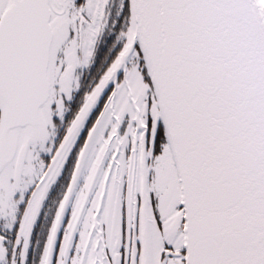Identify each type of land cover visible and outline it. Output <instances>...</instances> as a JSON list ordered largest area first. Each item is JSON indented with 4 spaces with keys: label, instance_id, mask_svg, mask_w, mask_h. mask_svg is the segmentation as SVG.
Returning a JSON list of instances; mask_svg holds the SVG:
<instances>
[{
    "label": "snow or ice",
    "instance_id": "1",
    "mask_svg": "<svg viewBox=\"0 0 264 264\" xmlns=\"http://www.w3.org/2000/svg\"><path fill=\"white\" fill-rule=\"evenodd\" d=\"M0 264H264V0H0Z\"/></svg>",
    "mask_w": 264,
    "mask_h": 264
},
{
    "label": "flooded vegetation",
    "instance_id": "2",
    "mask_svg": "<svg viewBox=\"0 0 264 264\" xmlns=\"http://www.w3.org/2000/svg\"><path fill=\"white\" fill-rule=\"evenodd\" d=\"M34 236H35V234H34Z\"/></svg>",
    "mask_w": 264,
    "mask_h": 264
}]
</instances>
